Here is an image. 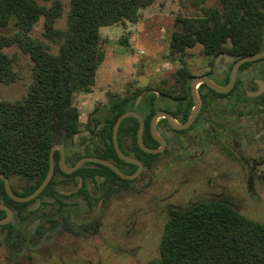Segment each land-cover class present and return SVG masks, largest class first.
Wrapping results in <instances>:
<instances>
[{"label":"trees","instance_id":"16d2710c","mask_svg":"<svg viewBox=\"0 0 264 264\" xmlns=\"http://www.w3.org/2000/svg\"><path fill=\"white\" fill-rule=\"evenodd\" d=\"M155 1L70 0L66 26L60 28L61 0H52L49 6L38 0H0V28L14 29L12 33L0 32V82L8 84L23 77L18 52L27 56L29 73L21 97L0 99V173L45 176L54 131L56 127L70 131L77 127L79 111L73 96L91 92L96 69L104 58L106 41L100 27L135 23L140 11ZM204 1L190 0L195 12L177 16L170 55L179 56L197 45L212 56L222 50L238 57L257 52L264 30V0H217L215 6H205ZM39 20L42 39L32 34ZM10 47L17 50L9 54L5 50ZM173 85L165 78L155 87L175 94L187 91L185 83ZM149 89L113 96L106 105L107 146L113 155L111 132L116 118L133 107L142 90ZM137 126L135 118L126 117L120 122L118 134L140 151ZM143 154L147 159L154 156ZM100 167L120 179L108 167ZM157 250L146 264H264V220L248 218L220 200L173 207Z\"/></svg>","mask_w":264,"mask_h":264},{"label":"flooded vegetation","instance_id":"af4514ba","mask_svg":"<svg viewBox=\"0 0 264 264\" xmlns=\"http://www.w3.org/2000/svg\"><path fill=\"white\" fill-rule=\"evenodd\" d=\"M263 51L264 30L256 53ZM199 54V61L181 62L167 78L171 85L187 84V91L175 94L172 90L161 92L156 87L141 91L144 93L135 111L143 119L142 142L150 148L160 147L150 132L151 118L157 115L155 128L165 141L162 150L150 153L154 156L147 159L143 153L149 152L138 144L140 151L133 149L131 142L117 130L120 150L139 160L142 167L132 179H123L108 168L120 179L130 182H123L100 167L105 165L90 160L71 172L62 170L59 165L61 156L69 167L80 158L97 157L111 162L125 174L138 170L136 164L118 156L114 145L115 155L107 146L109 111L106 105L93 107L84 120L79 118L74 130L56 127L51 145L54 146L53 173L35 196L26 201L12 198L0 178V205L12 212L8 222L0 224V264H29L58 240L93 234L97 230L100 205L112 195L127 190V186L143 176L145 170L153 172L161 161H165L167 172L181 173L187 181L212 169H216L215 172L221 170L223 164L228 163L238 169L248 191L254 182L264 181V56L235 66L241 57L227 50L212 56L200 48ZM195 79L202 80L195 84L198 112L187 128L175 129L160 114L166 113L174 121L184 122L195 106L191 92V83ZM207 81L227 88L218 92ZM143 97L146 98L144 102ZM133 108L134 105L129 110ZM0 174L7 178L11 192L18 197L31 194L45 177L24 175L19 171ZM219 176L220 172L216 177ZM201 200H220L238 210L231 196L222 192ZM173 207L181 206L173 205L169 211ZM4 218L6 211L0 208V220Z\"/></svg>","mask_w":264,"mask_h":264},{"label":"rangeland","instance_id":"374dc122","mask_svg":"<svg viewBox=\"0 0 264 264\" xmlns=\"http://www.w3.org/2000/svg\"><path fill=\"white\" fill-rule=\"evenodd\" d=\"M61 1L63 9L57 26L65 28L70 0ZM38 2L49 6L52 0ZM216 3L217 0H205L203 5L215 6ZM193 12L195 7L190 0H157L140 11L135 23L100 27L106 49L96 69L94 85L91 92L73 96L80 120H84L93 107L107 105L113 96L155 87L182 61H199L198 45L179 56L169 54L170 37L177 29V16ZM13 30L12 26L0 28L2 33ZM41 33L42 20H39L32 34L42 39ZM14 50L17 49L10 47L5 51L10 54ZM18 54L23 77L8 84L0 82V99L21 97L29 82L28 58L21 52ZM145 100L143 97L142 101ZM221 168L190 177L187 181L181 173L167 172L165 161H161L157 170H145L143 176L127 186V190L112 195L100 205L97 230L93 234L58 240L29 264H146L158 253V241L169 208L173 205L186 207L218 192L231 196L243 215L264 220V181L254 182L248 191L237 168L229 163ZM219 172L221 176L216 177Z\"/></svg>","mask_w":264,"mask_h":264},{"label":"water","instance_id":"95a60500","mask_svg":"<svg viewBox=\"0 0 264 264\" xmlns=\"http://www.w3.org/2000/svg\"><path fill=\"white\" fill-rule=\"evenodd\" d=\"M264 56V51L263 52H259V53H254V54H251V55H247V56H243L241 58H239L236 63H235V66H238L239 64L243 63V62H247V61H250V60H253V59H257L259 57H262ZM197 81H202L200 79H195L192 81L191 83V92H192V95H193V98H194V102H195V106L194 108L192 109V112L191 114L189 115V117L184 121V122H176L174 121L168 114L166 113H161L160 115H163L167 118L169 124L171 125V127L175 128V129H184V128H187L191 122L193 121V119L195 118L197 112H198V98H197V94H196V89H195V84ZM207 83L216 91L218 92H223L226 90L227 87H219V86H216L214 84H212L211 82L207 81ZM144 92H141L140 94H138V96L136 97L135 99V102H134V108L132 110H127V111H124L123 113H121L115 120L114 124H113V128H112V141H113V145H114V148H115V151L116 153L118 154L119 157H121L122 159H124L125 161L127 162H131V163H134L138 166V170H136L135 172L131 173V174H125L123 172H121L114 164H112L111 162L107 161V160H104V159H101V158H97V157H83V158H80L73 166H66L64 163H63V160H62V156L59 160V165L60 167L62 168V170L66 171V172H71V171H74L82 162L84 161H94V162H97V163H100L102 165H105L107 167H109L110 169H112L117 175H119L121 178L123 179H132L134 178L138 172H139V169L142 167V164L139 160L135 159V158H132V157H129L127 155H125L119 148L118 146V142H117V130H118V127H119V124L120 122L126 118V117H135L138 122H139V126L137 128V131H136V142L138 144V146L146 151V152H149V153H156L160 150H162L164 144H165V141L158 135L157 131H156V128H155V123H156V118H157V115H154L152 118H151V121H150V132L152 134V136L158 140V142L160 143V147L158 148H150V147H147L143 142H142V130H143V119L142 117L135 111V108L138 104V102L140 101L142 95H143ZM53 150H54V146H52L50 148V151H49V167H48V170L46 172V175L45 177L43 178L42 182L37 186V188L29 195L27 196H24V197H18L16 195H14L11 190H10V187H9V184H8V181H7V178L3 175V174H0V178H2L4 180V184H5V189L7 191V193L14 199L16 200H19V201H26V200H29L30 198H32L33 196H35L38 192H40L44 186L48 183L49 179L51 178L52 176V173H53ZM0 208H3L5 209L6 211V218L4 219H1L0 220V224H5L6 222H8L9 218L11 217L12 215V212L11 210L6 207V206H3V205H0Z\"/></svg>","mask_w":264,"mask_h":264}]
</instances>
